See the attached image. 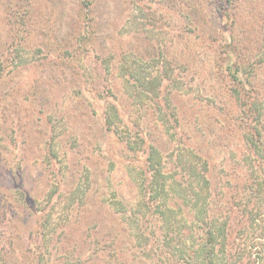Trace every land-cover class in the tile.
Returning <instances> with one entry per match:
<instances>
[{"label": "rangeland", "instance_id": "374dc122", "mask_svg": "<svg viewBox=\"0 0 264 264\" xmlns=\"http://www.w3.org/2000/svg\"><path fill=\"white\" fill-rule=\"evenodd\" d=\"M234 200L264 264V0H0V264H186Z\"/></svg>", "mask_w": 264, "mask_h": 264}, {"label": "trees", "instance_id": "16d2710c", "mask_svg": "<svg viewBox=\"0 0 264 264\" xmlns=\"http://www.w3.org/2000/svg\"><path fill=\"white\" fill-rule=\"evenodd\" d=\"M227 3L231 4L235 0H224ZM221 4V3H220ZM253 147H257L256 143H252ZM152 180V175H148V180ZM257 194L261 193L262 190L260 188L257 190ZM258 194V195H259ZM149 198V197H147ZM256 198V197H255ZM150 203V201H149ZM151 206V205H150ZM247 205L244 204L243 206H239L238 203L234 200V204L231 203L230 206V215L226 216V219L224 223H216L213 218L209 221H202L199 223V232L200 236L203 237L202 240H205L204 244L200 247V260H198V257L195 256L193 258L191 255L189 257V260L186 261V264H212L213 256H214V241L217 240L218 244H220V251L225 252L227 256L230 255L231 251L236 248V240L239 237V232L244 227L247 228L248 225L254 223L256 221L255 215H251L252 210H249ZM152 207V206H151ZM252 216V217H251ZM264 232V231H263ZM234 238V240L232 239ZM216 241V242H217ZM198 253V252H197Z\"/></svg>", "mask_w": 264, "mask_h": 264}]
</instances>
